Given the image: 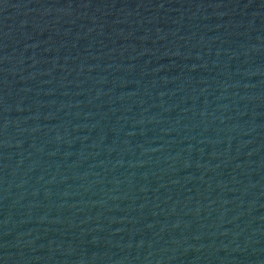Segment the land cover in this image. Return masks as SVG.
<instances>
[{
  "label": "water",
  "instance_id": "water-1",
  "mask_svg": "<svg viewBox=\"0 0 264 264\" xmlns=\"http://www.w3.org/2000/svg\"><path fill=\"white\" fill-rule=\"evenodd\" d=\"M0 264H264V0H0Z\"/></svg>",
  "mask_w": 264,
  "mask_h": 264
}]
</instances>
